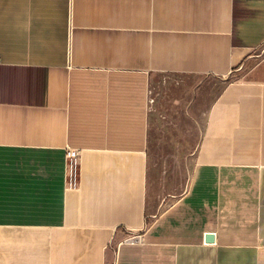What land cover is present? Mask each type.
<instances>
[{"label":"crops","instance_id":"crops-1","mask_svg":"<svg viewBox=\"0 0 264 264\" xmlns=\"http://www.w3.org/2000/svg\"><path fill=\"white\" fill-rule=\"evenodd\" d=\"M263 46L264 0H0V264H264ZM157 73L226 79L175 199Z\"/></svg>","mask_w":264,"mask_h":264},{"label":"rangeland","instance_id":"rangeland-1","mask_svg":"<svg viewBox=\"0 0 264 264\" xmlns=\"http://www.w3.org/2000/svg\"><path fill=\"white\" fill-rule=\"evenodd\" d=\"M264 53V46L259 53ZM226 79L157 73L151 79L152 114L158 119L150 145L152 165L164 177L161 193L177 198L191 180L196 139Z\"/></svg>","mask_w":264,"mask_h":264},{"label":"built area","instance_id":"built-area-1","mask_svg":"<svg viewBox=\"0 0 264 264\" xmlns=\"http://www.w3.org/2000/svg\"><path fill=\"white\" fill-rule=\"evenodd\" d=\"M151 93L150 90L148 91ZM152 102V100L150 99ZM67 158V169L66 174L72 177L73 182H75L77 172H78V159H79V151L77 149H69L66 154ZM133 240V239H131ZM140 240V239H138Z\"/></svg>","mask_w":264,"mask_h":264},{"label":"water","instance_id":"water-1","mask_svg":"<svg viewBox=\"0 0 264 264\" xmlns=\"http://www.w3.org/2000/svg\"><path fill=\"white\" fill-rule=\"evenodd\" d=\"M207 240L208 241H213L214 240V236L213 235H208L207 236Z\"/></svg>","mask_w":264,"mask_h":264}]
</instances>
